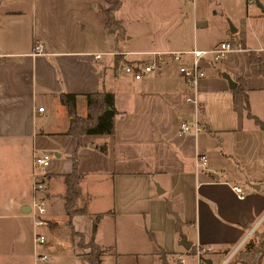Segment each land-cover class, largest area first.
<instances>
[{
    "label": "crops",
    "instance_id": "crops-1",
    "mask_svg": "<svg viewBox=\"0 0 264 264\" xmlns=\"http://www.w3.org/2000/svg\"><path fill=\"white\" fill-rule=\"evenodd\" d=\"M189 2L150 18L149 38L133 50L241 42L219 60L202 62L204 76L195 89L203 129L195 135L177 132L193 105L185 100L191 90L176 64L137 79L118 68L115 52L126 49L121 43L143 38L120 15L123 0L113 9L125 30L120 38L106 24L109 0H0V217L26 219L31 264H86L80 236L103 248L99 264H163L162 255L172 264L174 252L195 264V243L211 247L203 264H226L264 219V128L253 118L264 121V72L256 61L264 67V0ZM36 40L43 53L32 52ZM97 51L113 53L95 58ZM137 57L143 55L128 58ZM221 72L236 81L234 87ZM61 91L76 95L79 115L87 112V93L112 92L113 131L82 133L80 140L66 132ZM32 151L49 155L41 168L48 223L38 230L68 225L71 233L63 254L51 259L45 241L40 248L48 257L35 262L28 214ZM73 152L81 173L74 201L82 210L69 215L64 174L72 171ZM201 152L206 167L198 168L194 158ZM235 183L244 197L236 195Z\"/></svg>",
    "mask_w": 264,
    "mask_h": 264
},
{
    "label": "built area",
    "instance_id": "built-area-1",
    "mask_svg": "<svg viewBox=\"0 0 264 264\" xmlns=\"http://www.w3.org/2000/svg\"><path fill=\"white\" fill-rule=\"evenodd\" d=\"M253 2L254 0H246ZM33 53H43L44 48L40 41L36 40L33 43ZM242 48L241 42L233 41L232 39H220L217 44L211 48H182V49H158L151 48L149 50H128L123 49L116 51L119 54L120 64L118 68L124 72L131 74L134 79L142 78L143 75L152 72L156 68H161L168 63L176 64V70L181 75L191 90L190 94L185 96V100L193 105V113L190 119L180 120L178 128V134H197L203 129V124L198 120L199 102L196 96V85L198 80L204 76V60H217L220 59L228 50ZM113 53L112 51H105ZM105 52H93L95 58L101 57ZM136 54L143 55V57L128 58ZM127 58V59H125ZM38 110L42 109V106L37 107ZM31 198L28 214L31 217V228H32V248H33V262L38 259H47V255L39 251L38 246L45 242V235L38 230V226L47 224L46 219L42 215L46 211V202L44 201V190L46 189V175L41 170L42 167L48 164L49 155L38 154L35 151L31 153ZM207 157L205 153H196L194 158V165L198 168L206 167ZM213 171V169L211 170ZM233 190L236 192L238 197H244V190L239 184H232ZM211 247L207 244L195 243L193 255L196 258L195 264H203L204 259L202 258L204 253L210 252ZM172 264H186L185 257L174 252L171 257Z\"/></svg>",
    "mask_w": 264,
    "mask_h": 264
},
{
    "label": "trees",
    "instance_id": "trees-1",
    "mask_svg": "<svg viewBox=\"0 0 264 264\" xmlns=\"http://www.w3.org/2000/svg\"><path fill=\"white\" fill-rule=\"evenodd\" d=\"M111 1V2H110ZM117 0H109V5L105 8V14L107 16L106 24L111 31H114L115 37L119 32L115 29L121 28V20H118L113 15V9L118 6ZM119 26V27H118ZM261 72H264V67L261 60L256 59ZM60 102H62L69 113V122L66 132L71 133L76 137H80L82 133H108L112 132L114 128L113 116L115 113V107H113V93L110 91H91L86 94V108L85 115H79L74 109L75 106V94L70 92L61 91L58 93ZM245 107L247 114L250 115L248 103L246 97L243 94ZM260 128H264V121L256 117H253ZM80 140V139H79ZM103 150L104 148L101 147ZM73 158L72 171L64 174L65 191L63 199L65 201L66 212L71 215L75 212L82 210L75 205L76 187L79 181L81 173L76 170L77 157L75 152L71 153ZM166 209L169 213H173L170 210L169 204H166ZM174 214V225L178 229L179 218ZM95 226L93 222L92 227ZM82 236H80L79 245L89 247V250L83 253L86 264H99L100 253L103 248L93 240L83 242ZM264 253V219L260 222L259 227L254 229L248 239L245 240L243 245L237 249L233 258H231L226 264H234L235 261H240L244 264H259L262 254Z\"/></svg>",
    "mask_w": 264,
    "mask_h": 264
},
{
    "label": "rangeland",
    "instance_id": "rangeland-1",
    "mask_svg": "<svg viewBox=\"0 0 264 264\" xmlns=\"http://www.w3.org/2000/svg\"><path fill=\"white\" fill-rule=\"evenodd\" d=\"M117 1L119 2L120 0ZM189 1L190 0H123L121 14H119L127 18L126 22L128 29L131 32L135 30L143 32V38L139 40L131 38L125 41V43H121V45L128 50H133L134 46L145 43L146 38H149L148 36L152 32V30L150 32V30L146 29V25L150 26V18L161 17L164 15L165 10H173V6L188 7L190 5ZM116 30L119 32L117 35L118 38L124 37L125 30H121L120 27L115 29V31ZM100 45L103 46L104 43L101 42ZM116 55L119 65L121 57L119 54ZM109 56V54L105 55V57ZM2 188H0V192ZM40 232L45 235V241L50 249L49 252L47 250V254H49L51 259H55L58 254L64 253L65 240L71 237L68 225H65V227H56L53 231L44 228L43 231L41 229ZM29 234L26 219L9 216L8 214L0 217V264H31L30 258L32 256H29V253H31ZM57 244L63 247L62 251L56 247ZM40 246H38L39 251H41ZM16 249H20V251H16ZM88 250L89 247H87L86 251ZM51 259L47 261H51Z\"/></svg>",
    "mask_w": 264,
    "mask_h": 264
},
{
    "label": "water",
    "instance_id": "water-1",
    "mask_svg": "<svg viewBox=\"0 0 264 264\" xmlns=\"http://www.w3.org/2000/svg\"><path fill=\"white\" fill-rule=\"evenodd\" d=\"M255 2H256V4H259L258 0H255ZM229 27L232 29L231 26H229ZM221 73L223 76H225L227 78L228 86L231 88L234 87L236 81L228 73H226V72H221ZM182 119L184 120V119H190V118H189V115H184V116H182ZM251 185L258 187V185L254 184V183H251ZM161 258L163 259V264H165L164 255H162Z\"/></svg>",
    "mask_w": 264,
    "mask_h": 264
}]
</instances>
